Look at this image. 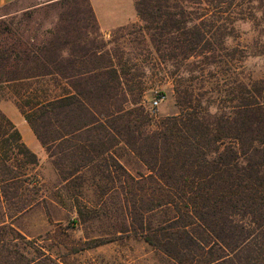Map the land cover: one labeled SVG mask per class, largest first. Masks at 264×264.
Here are the masks:
<instances>
[{"label":"trees","instance_id":"16d2710c","mask_svg":"<svg viewBox=\"0 0 264 264\" xmlns=\"http://www.w3.org/2000/svg\"><path fill=\"white\" fill-rule=\"evenodd\" d=\"M151 6L147 0L135 3L137 14L148 16L147 27L157 32L155 46L168 45L161 57L175 59L170 75L177 114L154 123L144 115L105 42L64 55L69 40L39 43L14 36L16 30L2 19L0 98L7 96L6 89L11 92L48 156L57 157L63 184L77 178L92 183L100 175L112 183L105 190L115 186L121 192L124 219L118 232L140 237L175 264H264V90L239 80L235 61L241 55L225 46L239 19L251 20L264 36V0ZM167 34L168 40L161 39ZM191 56L197 57L193 66L185 63ZM182 65L188 77L180 72ZM196 82L200 86L194 88ZM214 103L216 111L210 112ZM121 140L148 173L134 176L117 159L113 148ZM8 151L22 155L25 164L38 163L0 109V194L5 199L19 177L4 162L11 158ZM78 212H83L80 206ZM19 239L37 254L25 256ZM109 241L94 237L83 248ZM0 264L60 263L4 223Z\"/></svg>","mask_w":264,"mask_h":264},{"label":"rangeland","instance_id":"374dc122","mask_svg":"<svg viewBox=\"0 0 264 264\" xmlns=\"http://www.w3.org/2000/svg\"><path fill=\"white\" fill-rule=\"evenodd\" d=\"M137 1L142 0H134V3ZM147 2L152 6L160 2L173 5L176 0ZM196 5L189 7L196 8ZM167 7L173 9L172 6ZM91 14L87 0H14L0 6V19L16 30L14 36L34 38L39 43L48 39L53 44L57 40H69L62 52L64 55L83 48L95 49L102 41L105 42L104 47L112 54L115 66L125 74L123 80L133 85L135 98L144 109L143 114H148L153 123L177 114L179 107L170 75L176 70L175 59L161 57V53L168 50V45L163 42L155 46L152 35L156 33L157 36V32L147 27L150 18L142 19L138 15L135 22L104 35L95 27ZM233 29V34L226 37L225 46L236 47L237 54L241 55V59L235 61L239 80L244 84L263 85L264 90V36L260 34V28L245 18L233 22ZM168 36L161 39L168 40ZM196 58L191 56L185 63L193 66ZM180 67V72L188 77V72H183L185 65ZM199 86L196 82L194 88ZM5 92L7 96L0 98V109L23 134L27 146L41 155L40 144L11 92L7 89ZM159 96L162 99L153 108L152 100ZM216 106L214 103L208 110L215 112ZM113 151L132 175L148 173L146 166L124 141H119ZM8 154L10 160L3 161L15 167L13 171L19 177L14 185L6 183L9 185V199L0 194V225H11L53 260L60 264H175L140 237L118 232L124 219L120 210L121 192L115 190L114 185L105 190L104 186L110 183L107 178L99 175L92 183L77 178L63 184L55 168L56 156H48V161L45 159L30 165L24 163L22 155H14L13 151H8ZM78 206L82 214H79ZM10 237V233H5V238ZM94 237H109L111 241L83 248L84 242ZM16 241L25 256L37 254L23 240Z\"/></svg>","mask_w":264,"mask_h":264},{"label":"crops","instance_id":"0c3cea01","mask_svg":"<svg viewBox=\"0 0 264 264\" xmlns=\"http://www.w3.org/2000/svg\"><path fill=\"white\" fill-rule=\"evenodd\" d=\"M11 1H14V0H0V6L5 3H9ZM87 1L92 11V14L96 20L97 27L99 31L103 33L104 35L105 34L107 35L113 29L123 27L127 24L135 22L138 19V14L135 8L134 0H87ZM20 135H21V140L24 142V139H23L24 136L21 132H20ZM34 136L36 137L35 134ZM36 139L39 142L40 147L43 152L41 155L38 154L39 156L34 151H32L25 142L24 143L32 152L36 154L38 158V162H41L45 159L46 161H48L49 157H48V153L45 147L42 146L41 142L39 141L37 137Z\"/></svg>","mask_w":264,"mask_h":264},{"label":"built area","instance_id":"2783aa9c","mask_svg":"<svg viewBox=\"0 0 264 264\" xmlns=\"http://www.w3.org/2000/svg\"><path fill=\"white\" fill-rule=\"evenodd\" d=\"M161 99H162L161 96L154 98L152 100V107L155 108L159 104V102H160Z\"/></svg>","mask_w":264,"mask_h":264}]
</instances>
